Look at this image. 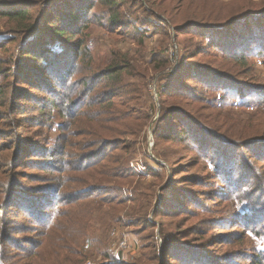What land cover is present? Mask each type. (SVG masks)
Here are the masks:
<instances>
[{"label":"rangeland","instance_id":"374dc122","mask_svg":"<svg viewBox=\"0 0 264 264\" xmlns=\"http://www.w3.org/2000/svg\"><path fill=\"white\" fill-rule=\"evenodd\" d=\"M106 4L94 2L82 34L89 67L79 63L47 91L13 81L17 67L29 69L30 61L22 57L24 41L20 49L8 42L16 35L0 18V84L25 90H14L12 104L0 106V264H264V53L249 51L245 62L221 70L224 86L250 85L252 96L192 80L186 81L188 94L163 93L176 59L212 67L222 62L226 54L209 45L205 24L259 11L264 0ZM217 36L220 41L222 33ZM122 56L139 76L126 70L124 83L140 84V90L137 100L122 96L116 102L146 118L135 137H116L119 148L111 150L108 140L95 142L83 122L70 126L68 118L96 98L86 93L76 113L66 96L81 95L78 82L95 75L99 91L105 83L100 72ZM61 96L66 100L58 108ZM172 108L184 122L171 127L183 130L177 137L166 120ZM15 142L38 153L19 155ZM102 155L121 157L120 176L79 183L89 170L76 171H95ZM77 196L87 212L82 217L77 209L76 219L64 224L76 207L67 204Z\"/></svg>","mask_w":264,"mask_h":264},{"label":"trees","instance_id":"16d2710c","mask_svg":"<svg viewBox=\"0 0 264 264\" xmlns=\"http://www.w3.org/2000/svg\"><path fill=\"white\" fill-rule=\"evenodd\" d=\"M102 1L0 0V18L6 20L9 32H13L16 35L8 39V42L17 43V48H19V44L24 41L23 48L19 49L24 54L22 57L26 61H30L28 65L30 70L22 69L21 66L17 67L16 72L12 73L13 81H17L24 86L43 88V90L47 91L50 89L52 81L60 84L63 79L71 74L75 66H78L79 63H85L89 67L92 57L88 50L83 48L85 40L83 41L82 34L89 26V13L92 12L94 2L101 3ZM105 1L107 2L106 5L111 7L115 6L118 2V0ZM109 18L111 20L110 22L115 24L114 19L112 17ZM263 19L264 8L259 11L243 12L223 24H205L204 26L208 29L207 32H209L206 35L210 41L209 45L213 49L220 50L221 54L222 52L226 54L222 62L219 61L216 66L212 67L199 63L195 59H176L179 61L175 62V67L166 76L165 85L167 90L163 93L167 96L176 95L174 98L179 97V93L181 92L188 94V91L185 90L189 89L186 85V81L188 80L196 81L204 87H220L222 89V85H227L226 75L222 73V68L232 70V62L235 64L245 62L246 57L243 55L249 53V51L264 53V24H260ZM249 26L253 29L251 33H249ZM246 28L248 29L246 35L240 39L239 36L241 34L239 32ZM221 33L222 39L219 41L217 34ZM18 37H20L19 40L17 39ZM84 60L87 61L83 62ZM153 61L154 59H152L151 64L154 63ZM32 63H35V65H32ZM126 70H128V76H131V78L139 77L137 75L133 76L130 73V71L135 72L136 69L129 62V57H115L106 69H102L100 72L105 83L98 89L99 91H97L96 85L94 84V81L98 79V75H95L91 78V81L81 79L78 82V88L82 90L81 95L77 97L74 96L75 94L66 96L70 103L67 105L68 108L75 110L76 113L86 93L96 98L97 101L95 103L88 101L84 104L85 108L89 107L86 111H80L76 116L72 117L73 119L68 118L70 119V126L78 125L79 121L83 122L82 125L89 131V135L95 137V142L102 145L105 140H108L107 144H111V150L113 148H119L117 145H114L116 137H135L142 129L140 122L146 118L139 117V110L136 112L137 115H135L129 109L124 108L125 102H116V99L122 96H129V100L131 101L137 100L136 96L140 90V84L136 86L124 83L123 76ZM44 75L45 77H43ZM33 80L36 82L32 83ZM38 80L41 81V85L37 83ZM140 80H143V77H140ZM238 84L236 85L231 82L230 86H224V88L239 95L249 94L252 96L250 93L253 91L252 86L243 83ZM14 90L18 94L25 91L22 90L21 85L14 88L12 85L9 87L8 84H0V106L12 104ZM69 90L71 92V89ZM24 93L20 95L23 98L26 97ZM65 100V97L61 96V103L57 102L55 106L58 108L62 107ZM189 102L191 103L192 100H189ZM199 109L197 108L196 111H200ZM177 112L179 113V109L177 108L168 109L166 120L170 122V129L175 127L176 121L184 125L181 116L176 114ZM172 130L176 131V137L178 136L177 133L183 131L182 129H177L178 131ZM18 140L21 141V138H18ZM14 147L19 155H25V157L26 155L32 156L38 153V149L26 143L15 142ZM120 160L121 157L113 155L100 156V162L102 161V163L98 162L94 165L97 166L95 171L91 170V168L76 171L83 172L84 170H89L86 171L88 172L86 173V179L78 182L81 183L87 179L95 180L97 175L104 176L103 174L109 177H119L120 173L116 166ZM70 203L76 207L72 212L65 214L64 224H71L76 219L75 211L77 209L82 208L80 212L82 217L87 212L84 211L87 210L84 208L86 204L82 201L81 197H74L67 205H70ZM51 204L48 203L46 206H51ZM10 205L16 206L12 205V203ZM56 212L57 210L53 213L54 217ZM49 215H44V217ZM2 248L4 253V247ZM33 252H30V255L34 254Z\"/></svg>","mask_w":264,"mask_h":264},{"label":"built area","instance_id":"2783aa9c","mask_svg":"<svg viewBox=\"0 0 264 264\" xmlns=\"http://www.w3.org/2000/svg\"><path fill=\"white\" fill-rule=\"evenodd\" d=\"M176 52L174 50V46L170 47L169 49V56L170 58H173L175 56ZM125 243L123 242L121 245H124Z\"/></svg>","mask_w":264,"mask_h":264}]
</instances>
